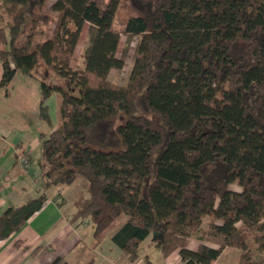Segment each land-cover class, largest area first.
Wrapping results in <instances>:
<instances>
[{
	"label": "trees",
	"instance_id": "16d2710c",
	"mask_svg": "<svg viewBox=\"0 0 264 264\" xmlns=\"http://www.w3.org/2000/svg\"><path fill=\"white\" fill-rule=\"evenodd\" d=\"M120 35L139 38L123 85L109 80L125 64ZM0 67L2 89L16 72L39 82L49 126L57 95L58 124L40 134L44 189L85 183L71 220L89 221L96 244L125 219L110 240L129 263L153 236L181 264L227 248L236 264H264V0H0ZM46 200L5 208L0 238Z\"/></svg>",
	"mask_w": 264,
	"mask_h": 264
},
{
	"label": "crops",
	"instance_id": "0c3cea01",
	"mask_svg": "<svg viewBox=\"0 0 264 264\" xmlns=\"http://www.w3.org/2000/svg\"><path fill=\"white\" fill-rule=\"evenodd\" d=\"M1 76L2 68L0 67V79ZM16 76L17 72L10 85ZM15 138L16 136H10L7 130L0 129V150H2V144L11 145L15 151L21 149L24 144L23 139L26 138L20 137L13 143ZM30 138L29 150L25 155L31 165V152L39 147L40 139L33 136ZM13 149L7 151L4 157L0 154V214L8 206H17L34 198L38 192H44L47 200L41 210L29 218L16 233L8 239L0 238V264H49L57 257L64 258L69 264H86L89 260H92V264L149 263L147 256L143 258L139 256L135 263L127 262L122 251L111 242V236L124 223V219L96 244L89 221L71 220L76 210L71 207L75 197L66 199L60 187L51 186L44 189L45 179L43 177L41 180L37 179L36 174L31 175L29 172L23 174L18 171L15 176L6 171L5 169L9 168L7 165L10 164L8 156L14 153ZM151 238V236L146 238L140 244V248L143 244L150 242ZM105 240H109L115 247H105L103 245ZM197 245L195 240H190L188 243L190 249H195ZM219 258L213 264H219ZM237 258L232 255V264H236ZM163 264H181L179 252L175 251L163 257Z\"/></svg>",
	"mask_w": 264,
	"mask_h": 264
},
{
	"label": "rangeland",
	"instance_id": "374dc122",
	"mask_svg": "<svg viewBox=\"0 0 264 264\" xmlns=\"http://www.w3.org/2000/svg\"><path fill=\"white\" fill-rule=\"evenodd\" d=\"M125 12L124 8H121L116 14L113 30L119 31L122 27V15ZM43 39L36 37L34 45L41 42ZM139 38L132 37L127 38L125 35H120V46L117 51V56L124 59V67L120 70H112L109 74V80L118 85H123L127 82L129 78V73L135 57L136 45ZM89 45L88 36V25H85L82 30V35L78 41L77 47L74 53L73 66H81L84 61V55ZM39 97H40V86L39 82L31 76L17 72V76L13 83L6 88L0 89V129H5L9 132L10 136H16L13 143L20 137L26 138L21 149L15 151V148L11 145L2 144V150L0 154L4 157L7 151L13 149L14 153L8 156V161L10 164L7 166L11 174H16L19 172L30 173L31 175L36 174V178L41 180L42 173L44 171V163L40 157L39 147L31 152L29 164L26 172H23L19 163V154L26 153L29 150V143L31 141L30 137L40 139V134L43 133L46 136L57 126L58 124V97L53 94L47 101L48 115L50 118L51 126L47 125L45 122L41 121L38 117V107H39ZM9 140V139H7ZM81 182L80 184H78ZM74 183L72 185H63L60 190L66 199L74 198L75 201L82 195L87 197L86 185L82 180ZM234 189L238 190L236 186H232ZM74 201V202H75ZM71 207L75 208L74 204ZM125 220V219H124ZM206 219L203 220V223ZM123 222V219L117 220L110 229L106 232L108 235L111 233L119 224ZM205 226V224H204ZM150 242L145 243L141 246L139 250L140 258L144 256L148 257V264H163V256L159 250V243L156 241L155 237L151 236ZM153 239V241H152ZM105 247H115L109 240H105ZM109 245V246H108ZM189 248V247H188ZM117 249V248H116ZM121 253V252H120ZM239 251L232 248H227L221 254L218 262L219 264H232V255L237 258ZM115 255V254H113ZM237 263V260H236Z\"/></svg>",
	"mask_w": 264,
	"mask_h": 264
},
{
	"label": "built area",
	"instance_id": "2783aa9c",
	"mask_svg": "<svg viewBox=\"0 0 264 264\" xmlns=\"http://www.w3.org/2000/svg\"><path fill=\"white\" fill-rule=\"evenodd\" d=\"M19 163H20L22 171L26 172L29 166L28 157L26 155H20Z\"/></svg>",
	"mask_w": 264,
	"mask_h": 264
}]
</instances>
